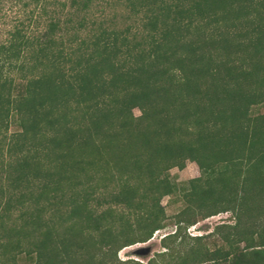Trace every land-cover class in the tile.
<instances>
[{"label":"trees","instance_id":"obj_1","mask_svg":"<svg viewBox=\"0 0 264 264\" xmlns=\"http://www.w3.org/2000/svg\"><path fill=\"white\" fill-rule=\"evenodd\" d=\"M125 1L137 38L49 21L0 43V264H143L116 253L163 228V197L175 230L145 264H264V0Z\"/></svg>","mask_w":264,"mask_h":264},{"label":"rangeland","instance_id":"obj_2","mask_svg":"<svg viewBox=\"0 0 264 264\" xmlns=\"http://www.w3.org/2000/svg\"><path fill=\"white\" fill-rule=\"evenodd\" d=\"M82 1L86 0H0V43H4L9 38L8 34L14 28L20 29L25 37H36L45 30L49 21H58L61 30L56 34L57 36L62 35L65 39L70 37L73 32H76L75 34L79 39H86V37H90L91 33L97 32L98 26L115 32H123L125 28L129 27L128 39H131L134 34L136 38L141 34L140 25L135 18L141 17L142 14H133L125 0H87L85 9L79 5ZM81 17H84L83 28L74 31L73 28ZM67 19L70 22H67ZM89 21L93 22L91 26L86 25ZM256 112L264 113V107L257 108ZM132 113L134 116L139 115L136 109H133ZM16 131V125L9 123L6 136ZM3 156H0V159ZM168 176L175 183H184L189 179L198 177V170L194 163L186 161L182 170L170 169ZM168 202V197H163L160 200V205L164 207L166 215L163 228L154 231L149 240L144 243H137L120 249L116 253L118 261L133 260L145 264L157 253L165 251L160 239L175 230L174 215L180 206L178 202L172 205H169ZM16 216V212H13L12 219H16ZM232 223L233 220L228 212L219 213L197 221L186 229L185 235L187 237L206 235L213 231L216 225ZM180 225V227L184 226L183 224ZM216 239V237L208 238L207 246L218 243ZM138 249H148V253L136 255L135 250ZM16 264H29V262L25 261L21 255L17 258Z\"/></svg>","mask_w":264,"mask_h":264},{"label":"water","instance_id":"obj_3","mask_svg":"<svg viewBox=\"0 0 264 264\" xmlns=\"http://www.w3.org/2000/svg\"><path fill=\"white\" fill-rule=\"evenodd\" d=\"M148 253V249H138V250H135V254L136 255H145Z\"/></svg>","mask_w":264,"mask_h":264}]
</instances>
